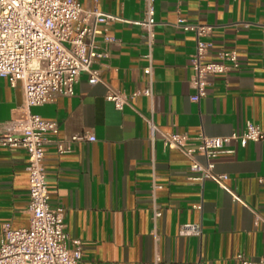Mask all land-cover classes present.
<instances>
[{"label":"crops","instance_id":"crops-1","mask_svg":"<svg viewBox=\"0 0 264 264\" xmlns=\"http://www.w3.org/2000/svg\"><path fill=\"white\" fill-rule=\"evenodd\" d=\"M85 9L122 19L109 28L114 42L95 65L102 82L80 75L73 97L34 107L31 113L57 121L59 140L92 133L95 142L73 144L60 154L47 147L45 166L53 208L65 212L66 231L82 243L80 264H237L244 255L264 258V141L227 146L232 154L215 160V174L227 179L203 185L190 181L189 161L153 146L145 118L161 132L196 137H229L247 123L264 131V0H156L155 96L138 97L118 110L106 100L109 89L128 95L147 85V48L139 22L143 0H79ZM179 19L212 28L208 60L237 51L239 70L211 80L207 96L191 101L190 58L196 35L176 28ZM22 85L0 78V125L18 117ZM55 140V139H53ZM157 205L162 210L153 234V166ZM205 163L202 155H197ZM28 153L0 147V236L6 227L30 223ZM185 224L202 226L200 236L182 235Z\"/></svg>","mask_w":264,"mask_h":264},{"label":"built area","instance_id":"built-area-1","mask_svg":"<svg viewBox=\"0 0 264 264\" xmlns=\"http://www.w3.org/2000/svg\"><path fill=\"white\" fill-rule=\"evenodd\" d=\"M156 0H143V17L138 23L142 29L148 61L144 74L147 85L130 95L109 89L106 100L116 109L131 106L138 97L153 101L155 96L154 51L156 46ZM122 21L117 16L98 10L85 9L79 0H0V78L7 79L12 87L22 85L24 104L18 117L0 125V147L23 149L28 153L30 223L27 228L6 227L0 236V264H80L83 251L80 240L70 239L66 231L65 212L53 208L47 179L45 159L47 147L55 143L60 154L70 151L73 144L95 142L92 133L74 135L69 141L59 140V123L45 120L31 113L34 107L53 103L59 97H73L75 86L83 73L89 83L102 82L95 65L107 58V46L115 40L108 35L112 24ZM176 28L196 35L195 52L190 58L191 86L196 94L191 101L199 103L207 96L211 80L239 70L237 51H223L217 61H209L210 44L204 38L210 27L190 25L179 19ZM151 131L154 146L157 136L163 146L181 152L189 161L190 181L204 184L208 180L221 183L226 176L215 174V160L223 154H232L231 143L246 147L250 142L264 141V131L258 125L247 123L245 130L229 137H208L200 134L164 133L159 130L153 116L145 118ZM55 139V140H53ZM202 155L205 163L197 159ZM153 166V234L158 237V221L162 210L157 205L155 159ZM182 235L200 236L202 226L185 224ZM237 264H264V258L253 261L244 255Z\"/></svg>","mask_w":264,"mask_h":264}]
</instances>
